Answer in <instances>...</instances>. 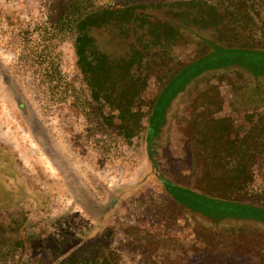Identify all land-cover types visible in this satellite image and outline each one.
Masks as SVG:
<instances>
[{
    "label": "rangeland",
    "instance_id": "obj_1",
    "mask_svg": "<svg viewBox=\"0 0 264 264\" xmlns=\"http://www.w3.org/2000/svg\"><path fill=\"white\" fill-rule=\"evenodd\" d=\"M69 1L0 0V264H69L73 252L100 237L123 264H170L171 259L201 264L208 252L202 249L206 227L245 233L252 228L228 224L229 214L219 217L222 210L214 209L220 198L196 189L203 168L190 132L194 108L220 98L224 109L214 105L212 111L229 117L237 135L255 125L252 180L237 200L264 209V71L235 63L234 55L223 61L218 54L206 61L214 65L199 70L205 50L183 38L189 43L176 47L169 60L140 63L146 64L134 73L142 79L140 86L121 95V103L140 97L130 106L138 122L127 128L138 130L124 136L114 128L120 124L112 117L117 112L108 107L101 117L90 97L92 76L82 72L76 54L82 42L60 23ZM125 1L82 0V5L95 10ZM220 1L209 0L212 23L206 30L195 29L196 34L213 46L264 51L261 27L255 32L242 17L228 16L224 24L215 20L222 12ZM253 3L259 5L256 11L264 8V0ZM118 29L106 24L103 31L118 36ZM135 30L138 37L145 32ZM131 32L132 42L136 37ZM89 34L96 50L110 57L127 53L130 41L99 38L95 29ZM180 67L186 68L182 73L196 70L167 98L173 71ZM174 186L197 196L175 200ZM252 245L243 239L223 241L219 262L264 264L257 261L264 257L263 248L256 257L246 252Z\"/></svg>",
    "mask_w": 264,
    "mask_h": 264
},
{
    "label": "trees",
    "instance_id": "obj_2",
    "mask_svg": "<svg viewBox=\"0 0 264 264\" xmlns=\"http://www.w3.org/2000/svg\"><path fill=\"white\" fill-rule=\"evenodd\" d=\"M220 2L223 6L222 12L219 11L215 15L216 21L222 23L228 16L234 20L242 17L241 21L249 26H255V32L260 27L264 30V8L260 7L259 11H256L259 5L253 3L254 0H221ZM236 5L238 7L234 10ZM230 6L232 9L229 8ZM211 9L209 0H128L120 6L102 7L95 10L83 7L82 0L69 1L67 11L62 15L60 23L69 26L71 32L75 34L76 42H82L76 49V54L79 56L78 61L81 63L82 72L92 76L90 97L97 101V106L101 109L99 112L101 117L106 114L103 110L108 107H112L117 112L118 115L112 116L118 118V123H120L114 126L115 130H120L124 136L128 131L130 137L138 130V127L134 125L129 130L127 128L133 120L138 122L136 112H133L130 106L140 97L139 95L129 97L124 100V103H121V98L124 97L121 95L129 96L128 94L132 93V88L140 86L142 79L139 80L138 76L134 75L135 72H139V68L146 65H140V63H149L154 59L158 62L169 60L176 47H181L186 42L189 43V41H182L183 38H191L190 42L193 43L194 40L193 44L199 46L198 50H205V54L201 57L203 59L201 62L204 64L200 65L199 70L208 69L214 65L212 62L206 63V61L218 54L219 59L223 61L232 60L229 56L234 55L232 61L235 63L252 65L256 72L264 71V51L253 46H230L227 44L213 46V41L207 39L205 35L196 34L195 29L206 30L212 23ZM260 11L261 13H259ZM106 24L118 27L119 35L115 36L103 31ZM142 28H145V32L140 33L139 37L136 36L137 30L135 29ZM91 29L97 31L99 38L130 41L127 43L129 46L126 49L127 53L118 52L117 56L110 57L105 53L106 51L96 50L93 45L94 37L89 34ZM205 30L202 32L203 34L206 32ZM129 31H132L131 34L136 37L132 42ZM220 39L225 41L223 37ZM115 48H118V45L113 47L114 50ZM163 50L166 51L162 52ZM232 61H226V63L229 64ZM180 68V70L173 71L174 76L168 85L170 87H167L166 94L164 93L167 98L176 94L177 88L182 84V78H188L196 70L182 73L186 68ZM170 69L174 70L175 68L170 67ZM93 73H97L96 79ZM211 96L212 93L209 98ZM214 105L217 106L218 111L224 109L223 101L220 98L208 99L194 108L197 112L195 113L194 126L190 132L203 168L196 189L220 198L217 201L219 205L214 209L222 210L219 217H226L229 214L227 221L230 223L228 224L238 222L239 225L252 228V230L245 233L243 231H226L222 227L214 230L206 227L207 230H204L207 231L206 238L208 239L205 248L202 249H206L208 252L207 255L204 252L201 264H210L211 262L223 264V262H219L218 258L224 251L218 249V245L223 241L225 244L237 242L240 239L252 242L253 245L246 250L247 253L253 254L252 257H256L260 250L264 249V209L237 200L244 196L243 189L247 188L248 183L252 180L250 168L254 161V154L257 152V139L251 140L250 137L251 130L256 131V127L253 125L247 133L241 136L237 135L229 117L224 114L216 115V111H212L216 110L212 108ZM156 108H158L157 103L153 109ZM249 140L251 143L248 145ZM203 182L204 184L201 186ZM172 190L175 200L185 201L187 198H192V196L196 198L197 196L193 191H187L180 186H174ZM205 201L209 200L205 199ZM218 219L219 222L224 220ZM231 234L233 235L230 236ZM171 260L170 264H196L191 259L187 262ZM262 260L264 261L263 256L257 261L261 262ZM68 263L123 264L119 253L108 247L104 243L103 237L98 238L90 245L77 249L69 256ZM163 264L169 263L163 262Z\"/></svg>",
    "mask_w": 264,
    "mask_h": 264
}]
</instances>
